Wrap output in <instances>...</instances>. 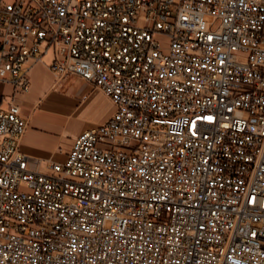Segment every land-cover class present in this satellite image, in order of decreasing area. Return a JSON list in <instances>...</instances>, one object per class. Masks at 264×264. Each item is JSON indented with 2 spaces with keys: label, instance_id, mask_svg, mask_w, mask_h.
Listing matches in <instances>:
<instances>
[{
  "label": "built area",
  "instance_id": "2783aa9c",
  "mask_svg": "<svg viewBox=\"0 0 264 264\" xmlns=\"http://www.w3.org/2000/svg\"><path fill=\"white\" fill-rule=\"evenodd\" d=\"M48 55L115 107L64 162L21 151ZM0 84V264H264V0H0Z\"/></svg>",
  "mask_w": 264,
  "mask_h": 264
},
{
  "label": "crops",
  "instance_id": "0c3cea01",
  "mask_svg": "<svg viewBox=\"0 0 264 264\" xmlns=\"http://www.w3.org/2000/svg\"><path fill=\"white\" fill-rule=\"evenodd\" d=\"M51 61L48 55L30 67L25 65L29 68L30 90L16 94L29 122L21 151L43 161L64 162L75 139L106 122L115 107L101 90L80 76L57 80L50 69ZM57 155L62 158L55 160Z\"/></svg>",
  "mask_w": 264,
  "mask_h": 264
},
{
  "label": "rangeland",
  "instance_id": "374dc122",
  "mask_svg": "<svg viewBox=\"0 0 264 264\" xmlns=\"http://www.w3.org/2000/svg\"><path fill=\"white\" fill-rule=\"evenodd\" d=\"M156 38L163 44V47L166 49L167 48V45H168L167 38H165V37H163L161 35H157ZM9 93H10V87L9 86H6L4 84H0V98H1V95H3V94H9ZM61 158H62L61 155H57L55 157V160H60Z\"/></svg>",
  "mask_w": 264,
  "mask_h": 264
}]
</instances>
